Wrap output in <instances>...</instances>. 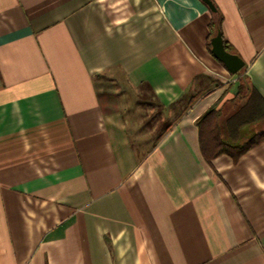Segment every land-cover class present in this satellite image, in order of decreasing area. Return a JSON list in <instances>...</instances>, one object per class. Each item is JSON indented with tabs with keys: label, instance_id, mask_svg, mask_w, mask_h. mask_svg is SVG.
<instances>
[{
	"label": "crops",
	"instance_id": "obj_1",
	"mask_svg": "<svg viewBox=\"0 0 264 264\" xmlns=\"http://www.w3.org/2000/svg\"><path fill=\"white\" fill-rule=\"evenodd\" d=\"M209 1L0 0V264H264V119L196 127L264 104V0Z\"/></svg>",
	"mask_w": 264,
	"mask_h": 264
},
{
	"label": "trees",
	"instance_id": "obj_2",
	"mask_svg": "<svg viewBox=\"0 0 264 264\" xmlns=\"http://www.w3.org/2000/svg\"><path fill=\"white\" fill-rule=\"evenodd\" d=\"M214 22L211 24L213 27L219 28V20L217 16ZM256 102V103H255ZM220 114L218 111L213 109L207 111L204 116L200 117L196 122V127L198 129L199 135V144L201 154L203 155L205 161L209 162L213 158L222 155L229 154L228 149L236 142L231 143L230 141L237 140L235 133L238 132L242 127L247 125L255 124L261 119H264V104L261 101H256V99L251 95L247 100V104L243 107H238L237 111L230 116L224 123V130L227 135V139H223L220 136V126H219ZM264 142V131L258 132L252 137H250L243 146L235 155L234 160L241 156L246 150L259 145ZM234 147V146H233ZM232 156V155H231Z\"/></svg>",
	"mask_w": 264,
	"mask_h": 264
},
{
	"label": "water",
	"instance_id": "obj_3",
	"mask_svg": "<svg viewBox=\"0 0 264 264\" xmlns=\"http://www.w3.org/2000/svg\"><path fill=\"white\" fill-rule=\"evenodd\" d=\"M203 4H205L208 9L215 15V7L209 0H203ZM211 45V53L215 57L216 60L221 62L227 72L230 75L237 74L243 67V62L236 56L229 52H227L224 48V44L219 32L211 39L209 42Z\"/></svg>",
	"mask_w": 264,
	"mask_h": 264
},
{
	"label": "rangeland",
	"instance_id": "obj_4",
	"mask_svg": "<svg viewBox=\"0 0 264 264\" xmlns=\"http://www.w3.org/2000/svg\"><path fill=\"white\" fill-rule=\"evenodd\" d=\"M145 112H146V114H147V115H146L147 117H150V116L153 114V111H150L149 109H146ZM152 118L155 119V120H152V121H151V123H150L151 128H154L155 126L160 125L159 122L156 121L157 118H158L157 113L154 114ZM145 129H146V128H145ZM148 134H149V133H148L147 130H146V131H145V130H144V131L142 130V132H141V137H139V139H144V140H145L146 137L148 136Z\"/></svg>",
	"mask_w": 264,
	"mask_h": 264
}]
</instances>
